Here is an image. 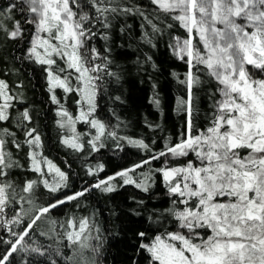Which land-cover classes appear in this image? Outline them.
Segmentation results:
<instances>
[{
	"label": "snow or ice",
	"instance_id": "obj_1",
	"mask_svg": "<svg viewBox=\"0 0 264 264\" xmlns=\"http://www.w3.org/2000/svg\"><path fill=\"white\" fill-rule=\"evenodd\" d=\"M150 2L157 13L178 22L186 32L185 38L177 37L172 45L174 54L188 65L185 79L180 81L186 85L187 98L177 99L178 110L185 112L186 120L178 141L134 168L162 157L193 158L178 166L155 169L172 198L171 207L164 212L173 218L177 227L175 231L156 230L152 236L147 231L138 232L139 248L148 253V264H264V0ZM134 10L139 11L122 6L120 0H9L6 7L0 6V32L13 39L23 36L21 20L15 19L17 13L23 17L24 24L32 26L28 58L46 66L50 90L60 88L66 93H81L88 109L77 119H84L98 129L95 140H99L105 135V125L95 118L88 119L96 110L94 96L98 82L105 75L117 79L118 76L109 70L110 48L106 47L102 54L95 46H90L91 41L101 35L94 28L99 25L104 30L101 38L108 41L111 18ZM145 19L153 33L160 31L151 19ZM7 21L13 22L11 28ZM144 39L151 43L148 33ZM57 58L64 62L63 67ZM201 66L216 82V88L210 95L209 125L198 131L193 108L194 89L202 82L197 74ZM73 73L76 88L72 87ZM10 92L6 81L0 80V121L9 119L7 112L15 99ZM51 98L58 103L55 95ZM153 102L159 103L158 100ZM60 114L74 125L67 111ZM21 115L25 120L30 119L27 110ZM107 134L116 135L115 132ZM9 135L14 137L8 129H0V215L16 195V187L8 179L9 171L18 167L7 150L6 136ZM25 135L27 144L34 149L39 147L40 136L35 129H28ZM70 140L74 138L64 142L70 143ZM128 142L149 149L143 140L129 139ZM12 143L20 147L14 138ZM70 146L82 147L75 142ZM29 155L33 171L46 177V165L47 172L59 178L52 183L47 178L42 181L51 192L59 191L67 179L65 173L42 154L38 156L35 150ZM133 171L125 169L115 177L148 191L146 185L128 178ZM115 177L101 180L94 187L104 185L105 191H113L109 182ZM37 184L36 180L26 181L21 190L31 194ZM88 190L85 188L39 209L40 215L26 228L20 233H11L16 239L7 241L10 247L0 257V264H6L13 253L28 250L18 245L41 215L83 196ZM67 224L72 229L67 232L69 241L78 243L81 249L90 248L98 253L100 244L93 246L90 241H99L100 237L91 235L93 226L89 218L82 217L79 221L69 218ZM31 251L40 250L32 248Z\"/></svg>",
	"mask_w": 264,
	"mask_h": 264
},
{
	"label": "trees",
	"instance_id": "obj_2",
	"mask_svg": "<svg viewBox=\"0 0 264 264\" xmlns=\"http://www.w3.org/2000/svg\"><path fill=\"white\" fill-rule=\"evenodd\" d=\"M8 2L0 0V6L6 7ZM120 2L124 7L139 11L121 13L111 18V27L107 30L108 41L101 38L104 30L97 25L94 31L101 35L93 39L90 45L102 54L106 47L110 48L108 55L112 63L109 70L118 76L117 79L105 75L98 82L95 114L106 127L100 145L92 141L91 133L87 130L89 123L77 119L80 92L66 93L60 88L50 90L46 66L28 58L32 26L24 24L23 17L17 13L15 19L21 20L23 36L13 39L0 32V80L6 81L10 94L15 97L7 112L9 119L0 121V129H8L14 134V137L6 136L7 150L18 164L9 171L8 176L16 187L14 201L0 215V257L9 250L7 241L16 239L11 233H20L37 216L38 211L24 218L26 204L16 202L29 195L21 190L26 181H38L30 196L37 201L40 209L85 188L89 189L83 196L50 209L47 215L54 219L56 234H50V228H40L37 222L22 244L18 245V248L28 250L13 253L6 264H52L53 261L55 264H75L73 248L67 245V232L71 229L67 224L69 218L79 221L87 217L90 224L98 228L101 250L99 259L96 255L95 261L100 264H148V253L139 248L137 233L147 231L152 236L156 230H176L173 218L164 212L171 207L172 198L161 174L155 169L166 165L178 166L193 157L179 160L162 157L141 168L134 166L166 150V146L178 141L184 131L186 115L178 110L177 99L187 98L186 85L180 81L185 79L188 65L174 54L172 45L177 37L185 38L186 32L178 22L157 13L150 0ZM145 17L151 19L160 31L153 33ZM12 25V21H7L8 28ZM145 33L151 36V43L144 39ZM58 63L64 66L59 58ZM197 74L202 82L194 89L193 121L199 131L209 125L212 113L210 95L215 91L216 82L207 75L203 66ZM74 75L72 87L76 88ZM53 95L58 103L53 102ZM154 100L159 103H154ZM25 110L30 116L28 120L21 115ZM62 111L69 113L74 125L69 122L66 126L64 119L68 121V118L60 114ZM70 124L76 128L77 137L73 136ZM28 129H35L40 136L39 147L35 149L25 142ZM108 132H115L116 135L109 136ZM13 138L19 143V148L12 143ZM70 138H74L70 143L75 142L82 147L73 148L70 143L64 142ZM129 139L143 140L149 149L131 144ZM34 150L38 156L42 154L65 173L67 179L62 182L59 191L51 192L43 184L44 178L50 183L59 179L54 173L47 172L46 165V177L32 170L29 154ZM125 169H134L128 178L146 185L148 191H144L143 187L138 188L136 183L125 184L124 178L115 177L117 172ZM110 176L115 177L109 182L113 191H105L104 185L94 187ZM19 211L21 222L14 225L11 218ZM32 248L40 251H31Z\"/></svg>",
	"mask_w": 264,
	"mask_h": 264
},
{
	"label": "rangeland",
	"instance_id": "obj_3",
	"mask_svg": "<svg viewBox=\"0 0 264 264\" xmlns=\"http://www.w3.org/2000/svg\"><path fill=\"white\" fill-rule=\"evenodd\" d=\"M181 38V37H179ZM183 39V38H181ZM58 59V58H57ZM81 94V93H80ZM95 98H96V95L94 96V102H95ZM80 102L81 104L79 103L78 105V116H80V113L82 111H87L88 109V104L87 102L83 99V96L81 95V99H80ZM96 110L94 113L91 114V116H89V120L95 118L97 119V116H96ZM66 121V126L69 124V121H67V119L65 118L64 119ZM81 121H83L84 119H80ZM85 122H88L86 120H84ZM89 123V122H88ZM72 125L70 124L69 125V128L70 130L73 132V127H71ZM88 126V132L91 133V138H92V141L98 145L102 144L103 142V139L102 137L99 139V140H95V137L98 135V129L96 128H93L91 126V124L89 123V125L87 124ZM79 132V131H78ZM90 135V134H89ZM73 136L77 137V130L75 128V131L73 133ZM175 163H172V165H174ZM31 194L29 195H26L24 196V199H19V200H16L17 203H19L20 205H23V202L26 204V207H25V210L23 211V217L26 218L28 217L29 215H32V214H35L37 211V215H40V212H39V204L37 203V201H35L32 196H30ZM73 195V194H72ZM5 210H7V208H5ZM4 210V211H5ZM21 212L19 211L18 214L14 215L12 218H11V223L12 224H17V222H21ZM37 222L39 223L38 226L42 229H45V228H50L48 230H50V234H56V232L54 231L55 229V222H54V219H51L50 216H48L47 214H44V215H41L40 216V219L37 220ZM36 222V223H37ZM51 222H53L51 224ZM92 225V224H91ZM97 230L98 228H96L95 225H93V228H92V233L91 235L93 237L97 236ZM69 231H72V229H69ZM87 234V233H86ZM100 241H96V240H91L90 243L95 246L97 244H100ZM67 245H71V247L73 248L72 251L74 253V263L75 264H100V262L96 263L95 261V258L97 257L98 258V255H99V251L101 250V244H100V247H99V251L98 253L96 252H93L90 248L89 249H81L79 244L78 243H73L72 241H67ZM97 255V256H96ZM96 256V257H95ZM99 259V258H98Z\"/></svg>",
	"mask_w": 264,
	"mask_h": 264
}]
</instances>
